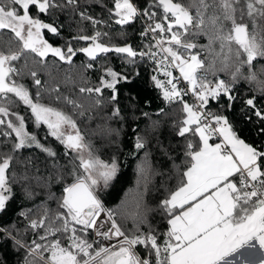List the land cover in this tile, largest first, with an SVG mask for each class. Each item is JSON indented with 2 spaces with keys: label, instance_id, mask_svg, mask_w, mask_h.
<instances>
[{
  "label": "snow or ice",
  "instance_id": "6c2138e0",
  "mask_svg": "<svg viewBox=\"0 0 264 264\" xmlns=\"http://www.w3.org/2000/svg\"><path fill=\"white\" fill-rule=\"evenodd\" d=\"M56 10H71L94 29L108 24L89 15L81 0H0V211L12 198L8 172L22 150L35 147L56 156L38 134L26 129V117L13 110L17 102L30 110L37 128L44 126L46 135L63 145L66 156L72 154L71 182L64 184L57 210L45 207L37 218L29 219L30 229L43 231L32 241L25 264H37L28 259L37 254L43 264H264V142H246L222 110L209 109L211 102L221 100L225 102L221 109L225 105L231 109L237 85L251 84L260 96L250 93L241 106L245 120L253 123L255 117L257 133L264 136V107L257 106L264 99V0H145L143 8L134 0H113L108 12L116 25L130 26L144 18L140 36L151 39L139 51L127 42L106 44L102 37L107 33L88 35L82 29L70 41L87 46L76 48L70 41L54 46L45 32L57 37L62 25L40 17ZM201 38L206 43H199ZM78 52L89 61L115 53L130 65L137 57L147 58L165 77H151L163 100L180 106L182 119L173 124L175 135L184 140L182 155L176 157L181 162L172 161L176 184L166 189L155 208L145 202L143 193H138L131 210L105 207L102 196L118 179L119 163L115 157L104 161L96 154L76 119L105 107L110 119L119 117L118 85L128 76L106 67L98 85L81 84L79 98H74L55 80L42 82L27 62L31 57L34 64L47 67L51 55L71 65ZM22 59L25 63L18 67L16 62ZM25 71L37 88L34 96L14 79ZM65 82L76 87L67 74ZM45 95L48 103L43 102ZM189 95L191 103L185 99ZM157 126L154 121L152 127ZM105 133L115 138L119 129L108 127ZM9 139L11 143H6ZM145 147L144 138L136 135L134 148ZM20 160L25 170L34 165L30 158ZM139 174L146 182L143 167ZM154 215L164 222L162 231L153 226ZM105 240L116 243L105 246ZM138 246L146 255L139 254Z\"/></svg>",
  "mask_w": 264,
  "mask_h": 264
},
{
  "label": "trees",
  "instance_id": "16d2710c",
  "mask_svg": "<svg viewBox=\"0 0 264 264\" xmlns=\"http://www.w3.org/2000/svg\"><path fill=\"white\" fill-rule=\"evenodd\" d=\"M134 2L142 8L145 6V0H134ZM148 3H151V0H148ZM112 4L113 0H81V7L86 8L89 15L100 21H108V24L102 22L95 29L91 23L80 21L79 16H74L71 10L63 12L56 10L54 15L41 16L40 18L47 22L55 21L57 25H62L59 36L53 37L45 32V38L54 46L64 47L72 36L78 34L79 29L88 35L100 31L107 33L102 37V41L106 44L119 45L127 42L136 50H141L148 44L140 36L141 23L136 20L130 26L116 25L115 18H110L108 12ZM70 42L76 48L87 46L84 41L71 40ZM198 42L206 43V40L201 38ZM126 59L115 53H106L101 54L96 61H89L86 56L78 52L73 57L71 65L60 62L51 55L46 58L47 67L34 64L31 57L27 61L30 68L37 70L42 82L51 84L55 80L64 94H72L74 98H79L77 89L81 84L86 82L88 86L98 85L99 78L106 67H111L128 76L127 82H121L118 85L119 104L117 106L121 109L119 117L110 119L111 113L107 107L100 110L92 109L84 117L76 116L78 126L86 139L94 146L96 154L104 161L115 157L119 163L118 179L105 189L102 198L106 208L120 211L131 210L138 193L144 194V200L150 207H156L159 200L164 198L166 189L176 184L172 161L178 155H182L180 149L184 144L183 138L177 137L173 130L174 122L182 119L180 106L167 104L151 79L153 75L160 80H165V77L162 73L154 71V65L147 58L137 57L136 63L131 65L126 63ZM24 63L22 59L17 61L16 65L22 67ZM88 63H92L93 67L86 68L85 65ZM256 67L258 69L260 65ZM66 74L75 82L76 87L72 82H65ZM219 75L224 78L223 73ZM14 79L28 87L30 93L35 95L37 88L26 71ZM250 93L260 96L253 85L242 82L236 87L234 94L237 95V99L231 109H228L226 105L221 109V105L225 104L224 100H221L219 104L215 101L211 102L209 108L211 111L222 110V114L228 117L241 138L248 143L259 144L264 142V136L257 133L258 123L255 117H253V123H248L241 106V100L248 98ZM104 95L107 97L108 91H105ZM43 102H49L47 95ZM84 103L85 105L89 103L86 94ZM257 106L264 107V99L259 100ZM160 109H164L163 114L160 113ZM13 110L26 117V129L38 134L40 141L50 147L56 156L49 157L46 153L32 147L22 150L18 159L12 163L8 176L13 195L6 204V209L0 211V264H25V257L32 246V241L38 239L37 232L43 231L30 229L29 219L37 218L45 207L51 212L57 210V198L62 195L64 184L71 182L68 172L73 167L70 163L72 154L66 156L65 149L59 141L47 136L43 126L36 127L30 110L19 102L13 106ZM144 113L148 115L145 116ZM154 121L158 123L156 128L152 127ZM108 127L119 129V134L115 138L108 136L105 133ZM136 135L144 138L145 149L137 151L134 148ZM5 142L11 143V140ZM165 152L168 154L165 155ZM20 157L32 159L34 165L28 166L25 170ZM180 162L176 159L177 164ZM141 167L146 170V182L139 174ZM145 183L147 191H145ZM150 219L154 227L161 231L164 229L165 224L159 215H154ZM131 225V220L126 221L129 229ZM17 240L25 247H18ZM137 251L141 256L146 255L142 246H138ZM44 255L47 256V253ZM28 259L37 261V264H43L36 256H30Z\"/></svg>",
  "mask_w": 264,
  "mask_h": 264
},
{
  "label": "built area",
  "instance_id": "2783aa9c",
  "mask_svg": "<svg viewBox=\"0 0 264 264\" xmlns=\"http://www.w3.org/2000/svg\"><path fill=\"white\" fill-rule=\"evenodd\" d=\"M140 23H141V25H142V28L145 26V22H144V18H141V19H137ZM142 28H141V30H142ZM143 39V38H142ZM151 39V37H149L148 39H143L146 43H148L149 42V40ZM173 74L174 75H176V76H178L179 75V73L178 72H176L175 70H173ZM185 85H184V82L183 81H181V87H184ZM190 103L192 102V100H193V98L189 95L188 97H185ZM210 109V108H209ZM211 110V109H210ZM212 142H218V140L216 139V138H213V141ZM37 258H39L38 256H36ZM40 259V258H39Z\"/></svg>",
  "mask_w": 264,
  "mask_h": 264
},
{
  "label": "rangeland",
  "instance_id": "374dc122",
  "mask_svg": "<svg viewBox=\"0 0 264 264\" xmlns=\"http://www.w3.org/2000/svg\"><path fill=\"white\" fill-rule=\"evenodd\" d=\"M34 124H35V123H34ZM43 129H44L45 132H47V129H46L44 126H43ZM52 138H54V137H52ZM54 139H55V138H54ZM93 236H94V233H93ZM114 243H116L115 240H112V241H106V240H105L103 244H104L105 246H109L110 244H114ZM35 256H38V255H35ZM38 257H39V256H38ZM39 258H40V257H39ZM39 258H38V259H39Z\"/></svg>",
  "mask_w": 264,
  "mask_h": 264
}]
</instances>
